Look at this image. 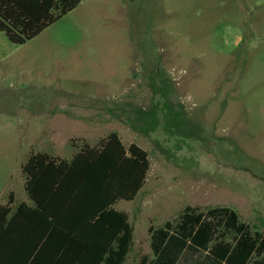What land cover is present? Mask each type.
<instances>
[{
  "label": "rangeland",
  "instance_id": "1",
  "mask_svg": "<svg viewBox=\"0 0 264 264\" xmlns=\"http://www.w3.org/2000/svg\"><path fill=\"white\" fill-rule=\"evenodd\" d=\"M113 132L150 162L115 205L133 228L126 264L186 206L264 233V0H82L24 45L0 32L1 204L29 201L32 152L70 160Z\"/></svg>",
  "mask_w": 264,
  "mask_h": 264
},
{
  "label": "trees",
  "instance_id": "2",
  "mask_svg": "<svg viewBox=\"0 0 264 264\" xmlns=\"http://www.w3.org/2000/svg\"><path fill=\"white\" fill-rule=\"evenodd\" d=\"M81 1L0 0V32L24 45ZM149 169L147 151L115 132L70 160L32 152L22 165L29 201L13 209L10 193L0 203V264H125L133 228L115 205L135 199ZM149 232L152 264H176L188 248L209 264H264V233L229 207L186 206L176 223Z\"/></svg>",
  "mask_w": 264,
  "mask_h": 264
},
{
  "label": "crops",
  "instance_id": "3",
  "mask_svg": "<svg viewBox=\"0 0 264 264\" xmlns=\"http://www.w3.org/2000/svg\"><path fill=\"white\" fill-rule=\"evenodd\" d=\"M16 205H17V204H14V205L12 206V208L15 209V208H16ZM150 250H151V239H150ZM130 251H131V250H130ZM186 254H195V255L203 256L204 261H203L202 264H209V262L207 261V259H205V257L207 256L206 252H201V251H199V250L191 249V248H188V249L184 250V252L181 254V256H180V258H179V260L177 261L176 264H189L188 262H183L184 259H185V255H186ZM128 256H129V254H128ZM128 256H127V259H128ZM195 258H196V256H195ZM127 259H126V262H127ZM144 260H145V261H144ZM153 261H154V254L151 253L150 258H144V259L142 260V263H141V264H152ZM186 261H187V260H186ZM126 262H125V264H126ZM197 263H198V264H201L200 261H198ZM197 263H196V264H197Z\"/></svg>",
  "mask_w": 264,
  "mask_h": 264
}]
</instances>
